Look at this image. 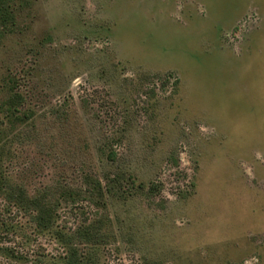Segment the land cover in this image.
Masks as SVG:
<instances>
[{"label": "rangeland", "instance_id": "rangeland-1", "mask_svg": "<svg viewBox=\"0 0 264 264\" xmlns=\"http://www.w3.org/2000/svg\"><path fill=\"white\" fill-rule=\"evenodd\" d=\"M9 78L30 117L3 168L50 188L57 229L95 215L60 196L81 171L142 183L97 210L113 233L96 264H264V0H31L0 40V104ZM0 213L24 257L0 264H66L30 213Z\"/></svg>", "mask_w": 264, "mask_h": 264}, {"label": "trees", "instance_id": "trees-1", "mask_svg": "<svg viewBox=\"0 0 264 264\" xmlns=\"http://www.w3.org/2000/svg\"><path fill=\"white\" fill-rule=\"evenodd\" d=\"M31 0H0V40L6 35L11 34L17 25V13L22 9L30 6ZM9 94L6 99L0 104L6 125L0 121V199L7 204H15L26 212L30 213V220L33 222L36 230L54 233L56 237L67 248V255L63 257L66 264H96L95 253H92L94 247H99L102 244L108 243L112 231L110 225L103 213L97 214V210L102 211L106 208L107 197L118 192L117 196H125L130 189L135 188L140 190L142 183L135 184V181L130 173L124 171H110L103 173L101 177L91 174L90 172L81 171L80 187L78 190L64 188L60 190V196L72 197V200L85 201L93 206L95 215L90 217L83 216L77 225L69 231H64L62 227H55V208L57 203L48 199V190L44 187L41 191L31 195L24 187H21L10 181L4 170L3 157L10 155V146L13 139L17 136L16 127L26 123L29 119L30 112L23 110L24 97L16 90L15 81L9 78L7 81ZM110 161H114L115 151L108 152ZM156 186H150L147 190L154 191ZM55 201V200H54ZM0 213V242L4 234L7 232L2 226ZM77 243V246L74 243ZM8 258L20 260L24 258L19 252V245L15 247H2ZM88 246L87 250L84 248ZM30 264H35L36 260L28 259Z\"/></svg>", "mask_w": 264, "mask_h": 264}]
</instances>
